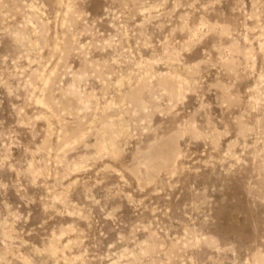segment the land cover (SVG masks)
Listing matches in <instances>:
<instances>
[{"label": "rangeland", "instance_id": "374dc122", "mask_svg": "<svg viewBox=\"0 0 264 264\" xmlns=\"http://www.w3.org/2000/svg\"><path fill=\"white\" fill-rule=\"evenodd\" d=\"M0 185V264H264V0H0Z\"/></svg>", "mask_w": 264, "mask_h": 264}, {"label": "clouds", "instance_id": "9594fccd", "mask_svg": "<svg viewBox=\"0 0 264 264\" xmlns=\"http://www.w3.org/2000/svg\"><path fill=\"white\" fill-rule=\"evenodd\" d=\"M3 187H6V186L0 185V188H3ZM32 203H35V200H33ZM49 210H54V205H49L48 207L43 208L44 212H48ZM29 219H30V216L29 217H22L20 215H17L15 217L16 222H20L21 220H23L24 223H28ZM65 235H66V233H65Z\"/></svg>", "mask_w": 264, "mask_h": 264}]
</instances>
